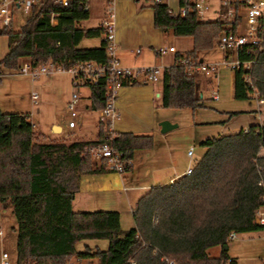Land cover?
I'll return each instance as SVG.
<instances>
[{"label": "trees", "instance_id": "trees-1", "mask_svg": "<svg viewBox=\"0 0 264 264\" xmlns=\"http://www.w3.org/2000/svg\"><path fill=\"white\" fill-rule=\"evenodd\" d=\"M83 1L70 0L61 7L41 0L17 30L0 28L6 37L0 73L17 70L21 59L31 67L48 61L64 67L106 64L103 28L79 25L88 18L81 10ZM149 6L155 28L191 39L190 49L175 54L171 65L162 70L160 107H202L207 98L200 87L204 85L205 91L212 87L211 77L186 76L176 61L182 56L199 61L202 53L211 50L222 29L220 18L198 21L187 0H178V6L186 8L183 16L166 4ZM84 38H99V43L79 47ZM240 58L250 56L242 53ZM246 74L252 86L244 83ZM83 86L87 108L100 111L104 77L95 84L84 80ZM233 90L237 100L250 99L253 90L264 100V39L251 68L233 73ZM42 137L27 114L0 111V202H7L14 219V264H63L72 258L94 259L97 264H162L161 258L174 264H221L228 259L225 252L210 257L209 247L226 245L232 232L264 230L256 221V212L264 207V122L201 141L203 152L188 174L150 187L137 199L131 212L133 227L128 229L120 227L117 211L74 212L71 200L80 176L113 172L105 158L90 159L92 147L106 143L121 161L130 162L134 150L152 146V136L113 131L108 140L106 125L97 121L93 139L46 141ZM130 167H124L123 173ZM86 239H104L107 248L76 252L75 243Z\"/></svg>", "mask_w": 264, "mask_h": 264}, {"label": "crops", "instance_id": "crops-1", "mask_svg": "<svg viewBox=\"0 0 264 264\" xmlns=\"http://www.w3.org/2000/svg\"><path fill=\"white\" fill-rule=\"evenodd\" d=\"M175 3L177 10L178 0H175ZM88 4V18L90 15H94L96 18L99 17L96 23L89 25V27L97 26L103 17L105 1L89 0ZM113 13L114 36L117 43L116 55L123 66H159L166 68L173 62L175 54L181 53L176 49L174 53L167 52L162 55L155 53L158 47L173 45L166 46L161 42L163 35L168 31H161L153 26L152 10L148 2L144 0H114ZM132 15H134V19H132ZM136 24L139 26L138 29L134 28ZM134 32L148 34L152 40L157 39V42L150 39H147L148 42L145 41L147 51L141 59L136 58L137 55L142 53L141 48L135 47L136 45L132 46L131 38L132 35H135ZM97 45H94V47ZM136 50L138 51L136 52ZM221 57L222 54L221 56L218 55L217 60ZM200 59L203 60L201 57ZM26 61L27 59H21V63ZM2 76L6 77L9 74H6V71L2 69L0 77ZM218 76H220L219 82H217ZM30 78L35 77L30 76ZM211 81L212 85L215 84L213 91L216 92L217 98L211 101H203L202 107L193 110L190 108H161V86L153 85L154 82L148 84V81L142 76H136L129 82L124 83L119 88L114 102L118 116L112 122V130L131 132L137 135H151L152 146L147 149L134 150L130 161V170L122 175L106 171L80 176L78 191L74 193L71 200V210L74 212L117 211L120 227L122 229L132 228L131 212L137 199L150 187L167 184L170 180L173 181L185 174L186 168L191 166V158L196 145H199L207 137L226 134L231 129H234V131L246 129L252 124L264 122L261 118L260 105L262 104H257L253 98L241 100L247 103L239 104L237 107H228L235 99L233 73L231 71L228 72V69L220 70L215 76L211 77ZM200 90L204 94L206 92L205 86L201 85ZM32 92L36 94L35 91H30L29 98L30 102L35 104V100H31ZM79 96L81 100V94ZM85 98L87 99V95L84 97L80 108L84 112H93L87 108L88 101ZM68 99V91L66 90L64 105L67 104ZM140 109L145 113L142 111L143 114L139 113L141 117H136L139 115L135 116V112ZM0 111L3 113H19L18 111H2L1 109ZM35 111L39 112L38 107H35ZM96 113L98 117L94 127L99 118V111H96ZM161 120H167L175 124V127L161 133L158 125ZM242 123L243 125H241ZM54 128L57 131L53 132ZM51 132L54 135L52 138H60L56 134L61 132V127L56 123H52ZM74 139H76L75 136ZM189 146L194 147L190 158L186 155ZM202 152L203 148L201 147L197 150L196 157L198 158ZM148 180H153L155 183L149 185ZM261 209L264 211V207ZM122 222H126V226H123ZM13 227L14 223L10 227L12 231ZM4 233L0 219V247L4 242ZM230 240L235 242L230 244L226 242L225 249L220 246L209 247L206 250L208 256L217 257L221 254V251H224L226 258L232 260L228 262V259H226L221 264H264V230L236 233L235 237L228 241ZM78 242H81L83 248H87L90 252L95 249L104 251L107 248V241L104 239H86ZM78 242L75 243L74 249L76 252H81V247L76 246ZM209 249L212 251L209 252ZM91 261L95 260L91 259Z\"/></svg>", "mask_w": 264, "mask_h": 264}, {"label": "built area", "instance_id": "built-area-1", "mask_svg": "<svg viewBox=\"0 0 264 264\" xmlns=\"http://www.w3.org/2000/svg\"><path fill=\"white\" fill-rule=\"evenodd\" d=\"M70 0H52L54 4L64 7ZM105 5L103 9V17L97 26L103 28V40L105 41V52L108 57L106 64H94L93 62L78 63L72 66L64 67L55 62H44L34 67H31L29 62H22L17 72L19 74H27L31 77L38 75H49L54 73H66L70 76V82L74 91H71L69 99L66 104L70 119L67 121L68 128H73L75 123V106L78 103L79 96L76 88L83 86V81L87 80L91 84H95L100 77H104V105L99 111L98 121L103 122L107 128V138H112V122L117 118L118 113L114 106L117 92L123 85V82H129L136 76H142L148 82H155L161 80L162 70L164 68L159 66H139L127 67L123 66L117 55V43L114 36V13L113 1L104 0ZM148 3L165 4V0H144ZM188 4L193 11L195 19L198 21L212 20L220 18L222 29L215 38V47L221 52L222 57L219 60L204 62L193 61L186 57H180L176 63L184 67L186 76H191L193 73H199L203 76L213 77L221 68L228 69L234 73L239 68L250 69L254 63L256 56L263 44L264 39V0H215L213 5L210 0H187ZM41 0H0V28L11 26L12 14L16 11L29 13L31 8L39 6ZM89 0L81 3V10L87 12L89 10ZM243 10V12H241ZM173 12V11H172ZM186 12L184 6L177 8L173 13L183 16ZM244 19L246 28L244 32H239L238 29ZM54 19L50 15V23ZM138 50H136L137 52ZM167 52H175L173 46L158 47L155 51L157 55H162ZM250 56L246 60L240 58V54ZM244 83L248 86L251 85L250 77L248 74L244 76ZM36 94L31 93V100L34 101ZM211 98L216 99L217 94L215 91L211 92ZM251 98L257 104H264V100L258 97L255 90L252 91ZM192 146H189L186 155L190 158L192 155ZM93 158H105L108 169L122 175L124 167L130 164L129 161H121L119 154L115 152L111 146L106 143L92 147L89 150ZM191 166L185 170L188 174ZM172 181L170 180L169 183ZM256 221L264 225V211L260 208L256 212ZM236 233H230L229 239L234 238ZM162 264H174L171 259L161 258ZM230 262V259H228ZM0 264H10L8 254L4 251L0 253ZM63 264H97L95 261L79 259H67ZM129 264H134L132 261Z\"/></svg>", "mask_w": 264, "mask_h": 264}, {"label": "rangeland", "instance_id": "rangeland-1", "mask_svg": "<svg viewBox=\"0 0 264 264\" xmlns=\"http://www.w3.org/2000/svg\"><path fill=\"white\" fill-rule=\"evenodd\" d=\"M214 3L215 0H210L211 5H213ZM166 4L170 10H172L173 12L176 11L175 0H166ZM241 12H243V10H241ZM27 16H28L27 13H24L20 10L13 12L11 28L13 30H17ZM98 18L99 17L96 18L94 15H90L88 20L85 19L80 21L79 25L84 27H89V25L95 24ZM132 19H134V15H132ZM134 28L138 29L139 26H137L136 24L134 25ZM245 28L246 25L243 19L238 31L244 32ZM147 39H150L153 42H157V39L152 40V38H149L148 34H142V32H138L135 33V35H132L131 38L132 46L134 47L136 45L135 47H140L142 50V53L136 56L137 59H141L143 57V54L146 53L147 46L144 43L145 41H147ZM161 42L164 43L166 46L173 45L174 48L181 53H183L186 50H189L191 47V40L189 37H176L172 35L170 31H168L165 35H163ZM98 43H99V38H84L80 41L78 46L94 47V45H97ZM5 50H6V37L3 34H0V59L3 57ZM220 53L221 52L218 51L214 45L211 50L202 53L201 58L203 59L204 62L216 61L218 59V55L221 56ZM223 69L224 68L219 69L217 73ZM6 74H9V76L0 77V109L2 111H18L19 113L27 114L28 119L34 131L43 135V137L40 138V140L48 141V140L63 139L65 141H70L74 139V136L76 137L77 140H87V139H93L95 137L96 125L94 127V123L96 122L98 114L96 113V111L84 112L83 109L80 108V105L84 100V97L87 95V89L85 86H80L76 88L77 93L81 94V100L79 99V102L75 106L76 115L75 117H73L75 126L74 128H68L67 121L70 119V117L66 109V105H64V95L67 90L68 98H69L71 91L75 90V88H73V86L71 85L70 76L68 74L66 73H54L51 75L42 74V75H38L33 79L30 78V76L28 75H19L17 70L6 71ZM219 81H220V76H218L217 78V82ZM147 83L151 84L149 82ZM153 85L160 87L161 81L157 80L156 82H154ZM214 86L215 84L212 85V87H210L204 93L205 97L207 98L204 101L212 100L210 98V93L214 90L213 89ZM30 91L36 92L35 104L30 102V98H29ZM243 103H247V102L234 99V101H232L228 107H232V106L237 107V105ZM35 107H38L39 112L35 111ZM136 108L139 109L138 106H136ZM260 109L262 111L261 118L264 120V104L260 105ZM142 111L143 110L140 109L139 111L135 112V116L139 115V113L140 114L145 113L144 111L142 113ZM136 117H141V115ZM52 123H56L61 127V132L59 134H56V136H59L60 138L57 139L52 138L54 136L51 132ZM241 125H243V123ZM52 131L53 132L57 131V129L54 128ZM231 132H235L234 129H231L228 133ZM200 148H201L200 145H196L194 152L192 149L193 156L191 158V165L193 164L195 159H197L196 152ZM262 152L264 153V151ZM89 156L92 161H97L96 158H93L91 155ZM148 181H149L148 182L149 185L155 183L153 182V180H148ZM7 206H8L7 202H0V219L2 223V229L5 232L4 242L0 247V251L4 250L8 254V259L10 263L14 264L15 233L10 228L11 225L14 223V219L11 214L10 207ZM122 225L126 226V222H122ZM232 242L235 241L230 240L228 241V244ZM76 246L78 248L81 247L82 251L84 250L81 242H78ZM208 251L211 252L212 250L209 249ZM84 260L85 259H81V261Z\"/></svg>", "mask_w": 264, "mask_h": 264}, {"label": "water", "instance_id": "water-1", "mask_svg": "<svg viewBox=\"0 0 264 264\" xmlns=\"http://www.w3.org/2000/svg\"><path fill=\"white\" fill-rule=\"evenodd\" d=\"M199 61H201V59H199ZM159 131L162 133V132H165L167 130H169L170 128H173L175 127V124H172L170 122H168L167 120H161L159 123ZM223 249L226 248L225 245L222 246Z\"/></svg>", "mask_w": 264, "mask_h": 264}]
</instances>
